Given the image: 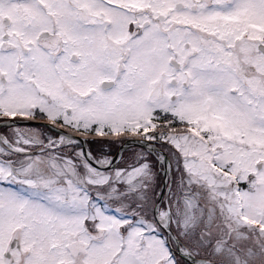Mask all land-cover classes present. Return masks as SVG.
Wrapping results in <instances>:
<instances>
[{
  "label": "snow or ice",
  "instance_id": "snow-or-ice-1",
  "mask_svg": "<svg viewBox=\"0 0 264 264\" xmlns=\"http://www.w3.org/2000/svg\"><path fill=\"white\" fill-rule=\"evenodd\" d=\"M0 129V264H264V0H0Z\"/></svg>",
  "mask_w": 264,
  "mask_h": 264
},
{
  "label": "flooded vegetation",
  "instance_id": "flooded-vegetation-1",
  "mask_svg": "<svg viewBox=\"0 0 264 264\" xmlns=\"http://www.w3.org/2000/svg\"><path fill=\"white\" fill-rule=\"evenodd\" d=\"M21 123H32V122H24L21 121ZM34 123L37 124H43L46 123L45 121H36ZM4 131V129H0V132ZM77 139L80 141H84L87 139L89 143L85 146V151H91L94 156H100V155H107L110 158H114V154L118 147L121 145V142H123L125 139H136L143 143V145H152L155 144V141H147V140H141L139 136H132L130 134H125L122 137L119 138H112L108 136H96L94 133L89 135L88 137L80 136L77 134ZM132 148V147H130ZM128 149V148H126ZM124 149L115 159L119 161V163L115 164V167H124L127 163L132 162L137 153H146L147 148L142 146H134L133 149H136L133 155L129 157V155H124ZM122 157V158H121Z\"/></svg>",
  "mask_w": 264,
  "mask_h": 264
},
{
  "label": "water",
  "instance_id": "water-1",
  "mask_svg": "<svg viewBox=\"0 0 264 264\" xmlns=\"http://www.w3.org/2000/svg\"><path fill=\"white\" fill-rule=\"evenodd\" d=\"M134 145H139L142 146L143 143L137 140H125L117 149L116 153L114 154V158H116L124 149L134 146Z\"/></svg>",
  "mask_w": 264,
  "mask_h": 264
},
{
  "label": "rangeland",
  "instance_id": "rangeland-1",
  "mask_svg": "<svg viewBox=\"0 0 264 264\" xmlns=\"http://www.w3.org/2000/svg\"><path fill=\"white\" fill-rule=\"evenodd\" d=\"M131 147H132V148L129 147L128 149H126V150L124 151V155H126V156L129 155V157H130L131 155H133V153L135 152L136 149H133L134 146H131ZM137 154H140V153L138 152Z\"/></svg>",
  "mask_w": 264,
  "mask_h": 264
}]
</instances>
